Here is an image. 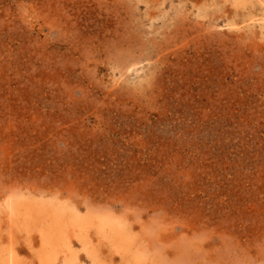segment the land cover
<instances>
[{
	"label": "rangeland",
	"instance_id": "1",
	"mask_svg": "<svg viewBox=\"0 0 264 264\" xmlns=\"http://www.w3.org/2000/svg\"><path fill=\"white\" fill-rule=\"evenodd\" d=\"M10 198L118 218L100 264H264V0H0V264H39Z\"/></svg>",
	"mask_w": 264,
	"mask_h": 264
},
{
	"label": "bare ground",
	"instance_id": "2",
	"mask_svg": "<svg viewBox=\"0 0 264 264\" xmlns=\"http://www.w3.org/2000/svg\"><path fill=\"white\" fill-rule=\"evenodd\" d=\"M235 1H242V0H235ZM248 21V20H247ZM246 21V22H247ZM18 198V196H17ZM11 199V198H10ZM30 200V199H29ZM28 199H16L13 198L7 203L8 212L11 215L21 216L20 213L22 209L28 208L29 209V217L32 218L34 215L39 220H34L37 223L41 222V225L43 221L46 224V217H50V223L47 227H43V229H39V224L35 223L33 225H36L38 227L34 228L31 225H28V229H31L30 227L38 230V234L40 235L41 244L42 247L44 246V249H41V252L38 253V263L39 264H84L81 260V257L78 255V251L76 250V246L73 244L72 238L73 236L76 237V241H78L82 247L83 250L86 252V256L89 257L92 264H100L97 260V255L95 254L93 247H92V235L89 234V229H94L95 235L97 234L98 237L105 238L109 241H111L114 245H117L119 250L126 249V245H130L126 243L128 240H130L128 237L125 227L123 226L122 222L116 218L113 217L111 214H103L101 213H86L84 215L77 214L76 211H71L72 206H67L66 204L63 206L58 205V200H51V199H37V200H30ZM27 209V210H28ZM88 212V211H86ZM23 213V212H22ZM34 213V214H33ZM25 215V214H24ZM24 215H22L24 217ZM37 216H41L40 218ZM17 217V216H16ZM22 217V218H23ZM43 220H42V219ZM120 218V217H119ZM41 219V220H40ZM27 221V218H26ZM125 219H123V222ZM25 222V221H24ZM30 220V224H31ZM48 222V221H47ZM26 224V222H25ZM44 224V223H43ZM27 226V224H26ZM43 226V225H42ZM130 229V227H129ZM91 231V230H90ZM131 241V240H130ZM34 242V241H33ZM117 244H115V243ZM77 244V243H76ZM78 245V244H77ZM125 245V248L123 246ZM129 249V248H128ZM126 251V250H124ZM14 253L13 250H9V256ZM63 253V254H60ZM15 257V256H14ZM2 264H8L4 259L1 260ZM12 264H14V259L12 258L11 261Z\"/></svg>",
	"mask_w": 264,
	"mask_h": 264
}]
</instances>
